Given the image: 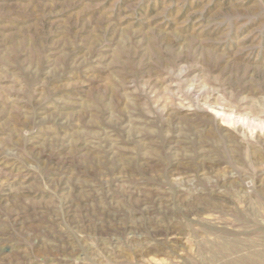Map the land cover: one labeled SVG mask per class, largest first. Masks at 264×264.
I'll return each mask as SVG.
<instances>
[{"label": "rangeland", "instance_id": "374dc122", "mask_svg": "<svg viewBox=\"0 0 264 264\" xmlns=\"http://www.w3.org/2000/svg\"><path fill=\"white\" fill-rule=\"evenodd\" d=\"M0 264H264V0H0Z\"/></svg>", "mask_w": 264, "mask_h": 264}]
</instances>
